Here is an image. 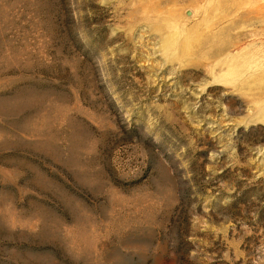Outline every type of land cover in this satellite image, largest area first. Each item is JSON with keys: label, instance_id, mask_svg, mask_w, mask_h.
<instances>
[{"label": "rangeland", "instance_id": "obj_1", "mask_svg": "<svg viewBox=\"0 0 264 264\" xmlns=\"http://www.w3.org/2000/svg\"><path fill=\"white\" fill-rule=\"evenodd\" d=\"M0 264H264V0H0Z\"/></svg>", "mask_w": 264, "mask_h": 264}]
</instances>
